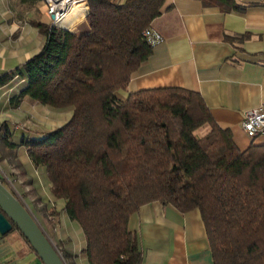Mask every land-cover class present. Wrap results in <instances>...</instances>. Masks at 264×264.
Segmentation results:
<instances>
[{"label": "trees", "instance_id": "1", "mask_svg": "<svg viewBox=\"0 0 264 264\" xmlns=\"http://www.w3.org/2000/svg\"><path fill=\"white\" fill-rule=\"evenodd\" d=\"M201 1L239 9L235 0ZM164 3L87 0L90 32L81 35L41 21L37 10L30 24L44 43L0 73V85L25 79L9 100L13 108L27 98L72 115L39 137L23 135L22 143L30 161L45 168L52 196L64 200L67 216L82 229L88 264H141L128 220L153 201L182 213L200 211L214 264H264V145L240 150L195 91L159 87L121 95L151 55L142 33ZM204 125L209 130L196 136ZM0 132L11 134L6 123Z\"/></svg>", "mask_w": 264, "mask_h": 264}, {"label": "crops", "instance_id": "2", "mask_svg": "<svg viewBox=\"0 0 264 264\" xmlns=\"http://www.w3.org/2000/svg\"><path fill=\"white\" fill-rule=\"evenodd\" d=\"M112 1L122 3L125 0ZM235 3L239 9L224 11L217 4L205 5L201 0H165L161 14L150 24L162 38L152 46L148 59L131 74L121 95L159 87L195 91L203 98L216 124L228 129L235 145L245 150L251 144L264 145V135L249 138L241 125L249 109L260 105L264 108V4L257 0H235ZM10 4L11 0H0V73L24 63L38 51L28 57L12 53L4 57L3 44L15 32L22 41L35 33L41 39V46L45 40L31 24L24 22L20 27L21 22L14 16ZM88 10L87 3L75 5L59 26L76 35L90 32L85 19ZM40 16L41 21L49 24L42 9ZM242 34H246V38L237 40ZM225 35L231 40H225ZM24 85L25 79L18 76L0 85V126L6 123L11 132L8 138L0 132V181L8 187L9 182L16 180L18 189L10 190L16 197L22 195L24 198L25 192L35 189L38 198H48L52 194L45 168L30 161L27 146L22 143L23 135L36 137L34 135L41 134L31 127L32 131H16L17 126H14L20 118L22 104L28 99L24 98L16 108L9 104L10 98ZM36 104L44 107L42 111L55 116L52 126L42 132L61 126L72 115L71 109L58 110ZM24 199L27 205L29 201ZM54 200L61 201L64 209L63 199ZM57 218V234L54 236L46 230L44 233L62 242L59 247L70 264H88L81 253L85 246L82 229L66 212ZM71 224L79 227L81 235L77 230L73 233L68 229ZM128 229L137 234L143 254L141 264H214L198 209L182 213L172 205L149 202L129 217ZM10 234L11 231L0 236L1 264H15L17 251L29 248L21 236ZM53 238L50 241L56 245Z\"/></svg>", "mask_w": 264, "mask_h": 264}, {"label": "rangeland", "instance_id": "3", "mask_svg": "<svg viewBox=\"0 0 264 264\" xmlns=\"http://www.w3.org/2000/svg\"><path fill=\"white\" fill-rule=\"evenodd\" d=\"M81 3L86 4L87 0L85 2H78L74 5H79ZM10 5H11V9L13 10L14 16L21 22L19 24L20 27H21V25H23L22 23L27 22L30 24L31 19L37 18L39 16V14H37V10L40 11V15H41V9H42V12H44V15H46L49 18V21H50L49 24L51 23V19H50L49 15L46 13V9L43 5V2H38L36 4H29V3L20 4L18 2V0H11ZM39 18L41 20V16H39ZM25 41H27L28 43ZM25 41H22V38L20 37V35L17 32H15L12 36H10V38L5 40V43L3 44L4 51H5L4 57L8 53L20 54L21 57L22 56L28 57V56L32 55L35 51H37L41 48L40 46H41L42 42H41L40 37L36 33L33 35H31V34L28 35L27 39ZM5 98H6V96H5ZM47 107H49V106H47ZM42 109H44V107L37 105L35 102H32V101L29 102V100H28V102L26 101V103L22 104L21 109L19 111L20 112V118L18 119V121L14 125L15 128L17 126L16 131L17 130L23 131L22 129H28V130L32 131L31 128H34V129H36L35 130L36 133L42 134L43 133L42 131H45V129H48L49 127H51L52 126L51 123L53 122L55 116L50 115L49 113L42 111ZM56 118H59V117H56ZM208 130H209V127L207 125H204L195 131V135L196 136H202ZM34 136L39 137L41 135H34ZM9 184L10 185L7 188L9 190H14V192L19 187V183L16 180L15 181L12 180L11 182H9ZM46 191H47V189H46ZM28 192L29 191H27V194L25 192V197H24L27 199V202L29 201L27 203V205H26V203H24L23 200H25V199L22 197V195L21 196L17 195L18 196L17 198H19V200L25 205V207L27 209L29 206L28 211L31 212V215L36 220V222L39 224V226L41 227L43 232L50 231V233L55 236L58 232L56 228H58V224H59L57 217H59V215L61 213L65 212L63 209V206H62L63 205L62 202L61 201H55L54 197L50 194L48 197L49 199L47 198V196L40 199V198H38L40 196L35 191V189L31 190L29 193ZM71 225H69L68 229H71L73 233L75 230H77L80 233L79 227L76 224H71ZM15 234L18 235L19 237L21 236L17 230H14V229L11 230L10 235H15ZM45 234H47V233H45ZM80 235H81V233H80ZM46 236H48V235H46ZM12 237L15 238V236H12ZM72 237L74 239V236H72ZM48 238H49V240H51V238H53V236L49 235ZM18 240H20V239H18ZM52 240L56 244V245H54V247L56 248L59 255L62 256L61 258H63V260H64L63 262L65 264H70L69 261H67L64 258V255L61 252L62 249L59 247L60 244L62 245V242L56 241V238H53ZM16 258L18 260L15 264H42L41 260L29 248H28V251H27V249L18 250L16 253Z\"/></svg>", "mask_w": 264, "mask_h": 264}, {"label": "water", "instance_id": "4", "mask_svg": "<svg viewBox=\"0 0 264 264\" xmlns=\"http://www.w3.org/2000/svg\"><path fill=\"white\" fill-rule=\"evenodd\" d=\"M13 226L21 232L43 264H65L25 205L0 181V236L10 232Z\"/></svg>", "mask_w": 264, "mask_h": 264}, {"label": "built area", "instance_id": "5", "mask_svg": "<svg viewBox=\"0 0 264 264\" xmlns=\"http://www.w3.org/2000/svg\"><path fill=\"white\" fill-rule=\"evenodd\" d=\"M46 9V13L51 19V25H56L58 20L72 9V6L78 2L86 0H41ZM264 4V0H257ZM53 15V18L51 17ZM144 39L150 44L161 40V35L151 27L146 28L142 33ZM242 128L249 138H256L264 135V108L262 105L249 109L241 122ZM61 256V255H60ZM62 257V256H61ZM63 259V258H62ZM64 261V260H63Z\"/></svg>", "mask_w": 264, "mask_h": 264}, {"label": "bare ground", "instance_id": "6", "mask_svg": "<svg viewBox=\"0 0 264 264\" xmlns=\"http://www.w3.org/2000/svg\"><path fill=\"white\" fill-rule=\"evenodd\" d=\"M74 6H75V5H74ZM74 6H73V7H74ZM73 7H72V9H73ZM72 9H71V10H72ZM71 10H70V11L64 16V18H62L61 20H58V21L56 22V24H57V25H60V24L65 20V18L67 17V15L71 12ZM59 27H60V26H59Z\"/></svg>", "mask_w": 264, "mask_h": 264}]
</instances>
